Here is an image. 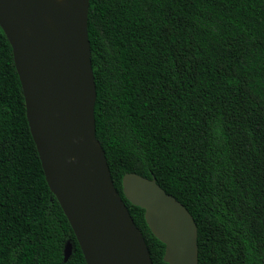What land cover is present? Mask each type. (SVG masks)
I'll use <instances>...</instances> for the list:
<instances>
[{
	"label": "trees",
	"instance_id": "16d2710c",
	"mask_svg": "<svg viewBox=\"0 0 264 264\" xmlns=\"http://www.w3.org/2000/svg\"><path fill=\"white\" fill-rule=\"evenodd\" d=\"M88 32L96 138L153 264L165 245L126 199L128 173L187 208L199 264H264V0H90ZM0 264H87L1 26Z\"/></svg>",
	"mask_w": 264,
	"mask_h": 264
},
{
	"label": "water",
	"instance_id": "95a60500",
	"mask_svg": "<svg viewBox=\"0 0 264 264\" xmlns=\"http://www.w3.org/2000/svg\"><path fill=\"white\" fill-rule=\"evenodd\" d=\"M89 8L90 0H0V26L13 49L46 180L87 264H153L96 138ZM123 193L145 210L168 264H199L193 216L155 177L128 173ZM71 252L68 244L65 261Z\"/></svg>",
	"mask_w": 264,
	"mask_h": 264
},
{
	"label": "bare ground",
	"instance_id": "6f19581e",
	"mask_svg": "<svg viewBox=\"0 0 264 264\" xmlns=\"http://www.w3.org/2000/svg\"><path fill=\"white\" fill-rule=\"evenodd\" d=\"M58 3L63 4L64 0H56Z\"/></svg>",
	"mask_w": 264,
	"mask_h": 264
}]
</instances>
